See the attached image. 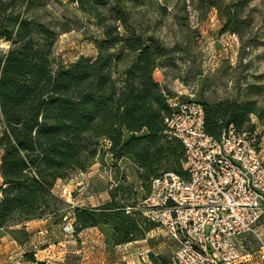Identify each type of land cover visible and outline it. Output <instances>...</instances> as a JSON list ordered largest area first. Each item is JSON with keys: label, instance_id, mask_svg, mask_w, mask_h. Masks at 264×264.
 <instances>
[{"label": "trees", "instance_id": "1", "mask_svg": "<svg viewBox=\"0 0 264 264\" xmlns=\"http://www.w3.org/2000/svg\"><path fill=\"white\" fill-rule=\"evenodd\" d=\"M34 0H0V228L14 240L27 238L24 224L72 220V235L97 228L108 248L146 239L155 226L135 209L152 178L173 172L186 178L184 150L164 120L171 115L169 91L154 79L169 55L163 42L138 30L124 0H70L100 31L96 55L56 61V32L29 14ZM245 0H195L215 9L221 32L238 34ZM204 130L217 138L229 125L243 130L254 116L264 126V104L224 99L200 102ZM128 161L143 194L124 177L94 207L70 206L53 193L72 171L85 173L101 156ZM148 184V185H146ZM34 261L32 253L23 255ZM152 264H171L148 253Z\"/></svg>", "mask_w": 264, "mask_h": 264}, {"label": "rangeland", "instance_id": "2", "mask_svg": "<svg viewBox=\"0 0 264 264\" xmlns=\"http://www.w3.org/2000/svg\"><path fill=\"white\" fill-rule=\"evenodd\" d=\"M228 1L224 0V5ZM124 2L138 30L160 39L170 50L168 57L159 61L153 76L171 97L209 103L232 99L264 104V0H245L240 12L245 23L238 34L221 32L223 21L219 13L213 8L197 9L195 0ZM29 14L56 32L57 62L68 63L80 55L95 57L92 40L101 37L100 31L91 19L74 9L70 0H34ZM8 47L7 42L0 41V52ZM243 130L255 131L264 160V126L251 116L249 127ZM119 177H124L136 191L132 196L145 192L128 161L114 165L104 155L85 173L72 171L65 180H58L53 193L70 206L94 207L109 200L107 190ZM65 223L70 227L66 232L72 234L71 225ZM98 232L102 237L94 231L77 235L82 243L72 254L73 264H152L148 253L173 264L175 245L157 226L146 239L114 248H108L105 241V246H100L98 240L105 237ZM239 242L242 257L249 255L250 260H258L257 264L264 263L260 259L264 256V216Z\"/></svg>", "mask_w": 264, "mask_h": 264}, {"label": "built area", "instance_id": "3", "mask_svg": "<svg viewBox=\"0 0 264 264\" xmlns=\"http://www.w3.org/2000/svg\"><path fill=\"white\" fill-rule=\"evenodd\" d=\"M169 106L166 131L183 147L187 177L152 178L135 209L174 243L173 264H238L239 240L264 216L257 134L229 125L215 138L204 130L200 102L172 98Z\"/></svg>", "mask_w": 264, "mask_h": 264}, {"label": "crops", "instance_id": "4", "mask_svg": "<svg viewBox=\"0 0 264 264\" xmlns=\"http://www.w3.org/2000/svg\"><path fill=\"white\" fill-rule=\"evenodd\" d=\"M71 223L72 220L68 219L69 226ZM66 225L67 223L51 225L46 220L28 221L24 224V230L28 236L23 242L14 240L7 232L2 231L0 233V264H73L72 254L77 252L78 245L82 242L64 231L63 228ZM84 231L90 233L94 231L102 237L97 228H88ZM98 242L100 246H105L103 238ZM26 253H32L34 261L24 259L23 255ZM246 261H248L246 264L258 262V260H250L249 255H245L239 264H244Z\"/></svg>", "mask_w": 264, "mask_h": 264}]
</instances>
